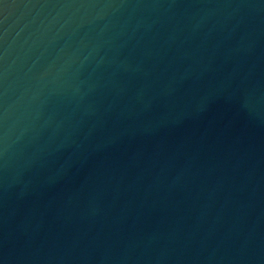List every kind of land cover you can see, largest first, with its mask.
<instances>
[{"label":"water","instance_id":"obj_1","mask_svg":"<svg viewBox=\"0 0 264 264\" xmlns=\"http://www.w3.org/2000/svg\"><path fill=\"white\" fill-rule=\"evenodd\" d=\"M0 264H264V0H0Z\"/></svg>","mask_w":264,"mask_h":264}]
</instances>
